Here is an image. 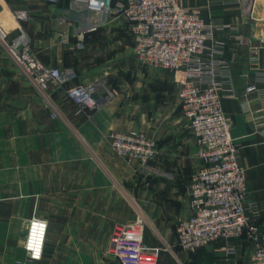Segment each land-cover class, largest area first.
<instances>
[{"label":"crops","instance_id":"crops-1","mask_svg":"<svg viewBox=\"0 0 264 264\" xmlns=\"http://www.w3.org/2000/svg\"><path fill=\"white\" fill-rule=\"evenodd\" d=\"M231 1L180 3L197 9L205 21L235 28L215 35L238 94L225 98L223 108L240 145L246 200L257 204L255 223L264 245V145L238 99L253 80L254 66L264 68V0H250L247 11ZM71 3L0 0V36L2 29L8 40L19 32L13 14L23 10L26 18L19 24L33 53L47 66L75 73L65 86L40 87L0 40V264H119L108 253L111 234L136 215L144 219V245L156 252L158 264H252L254 244L243 236L193 253L179 249L174 226L189 213L187 186L198 159L172 74L137 62L123 15H89L83 28L67 19ZM80 31L84 48L77 51ZM92 82L99 83L98 106L80 108L66 97L67 87ZM112 130L143 132L155 140L156 156L146 165L120 157L106 139ZM32 216L47 221L39 261H29L22 247ZM227 243L234 254L222 251Z\"/></svg>","mask_w":264,"mask_h":264},{"label":"built area","instance_id":"built-area-1","mask_svg":"<svg viewBox=\"0 0 264 264\" xmlns=\"http://www.w3.org/2000/svg\"><path fill=\"white\" fill-rule=\"evenodd\" d=\"M55 2L57 0H48ZM84 6L88 16L101 18V13H120L129 25L132 48L137 62L148 67L169 70L177 86V96L185 126L196 145L198 166L187 186L188 210L176 221L174 231L177 246L193 253L209 243L246 237L254 244L250 255L252 264H264V245L258 237L255 219L257 204L246 200L245 168L239 162L240 145L231 136V118L223 108L225 98H237L232 88L230 61L224 55V45L216 31L224 27L205 21L197 9L182 6L180 0H70ZM247 7L250 0H233ZM18 33L10 40L2 29L0 36L11 58L38 86L49 83L65 86L75 76L69 68L45 65L31 52L29 38L19 24L25 11L13 14ZM83 31L76 35L75 50L84 48ZM235 40L242 41L236 32ZM67 36L63 35L64 43ZM256 59V58H255ZM99 83L74 84L65 89L68 99L80 108H94L100 103ZM240 107L248 114L264 145V68L254 66L253 80L238 97ZM257 101V109L251 103ZM259 114V116L255 114ZM261 117L262 120L258 121ZM109 146L120 157L146 165L157 153L154 139L139 130L107 133ZM45 227L41 230L39 225ZM145 222L140 215L114 227L110 237L109 254L119 264H158L154 250L144 245ZM47 221L37 216L27 220L22 247L29 261L43 257ZM31 245V246H30ZM226 255L234 254L231 244L221 247Z\"/></svg>","mask_w":264,"mask_h":264},{"label":"water","instance_id":"water-1","mask_svg":"<svg viewBox=\"0 0 264 264\" xmlns=\"http://www.w3.org/2000/svg\"><path fill=\"white\" fill-rule=\"evenodd\" d=\"M106 16V14L103 12L101 13V17L104 18ZM88 17V12L86 10H84V6L82 7H78L76 6L73 2L70 4L69 10L67 12V19L74 21H80L81 22V26L83 28L87 27V24L85 22V19ZM94 97L97 96V94L93 95Z\"/></svg>","mask_w":264,"mask_h":264},{"label":"rangeland","instance_id":"rangeland-1","mask_svg":"<svg viewBox=\"0 0 264 264\" xmlns=\"http://www.w3.org/2000/svg\"><path fill=\"white\" fill-rule=\"evenodd\" d=\"M3 25H5V24H3ZM0 40H1V38H0ZM29 44H30V40H29ZM30 49H31V45H30ZM31 52H33L32 49H31ZM120 52H127V51L125 50V51H120ZM108 253H109V248H108Z\"/></svg>","mask_w":264,"mask_h":264},{"label":"clouds","instance_id":"clouds-1","mask_svg":"<svg viewBox=\"0 0 264 264\" xmlns=\"http://www.w3.org/2000/svg\"><path fill=\"white\" fill-rule=\"evenodd\" d=\"M38 227H39V229L42 230L45 227V225L43 223H41Z\"/></svg>","mask_w":264,"mask_h":264},{"label":"snow or ice","instance_id":"snow-or-ice-1","mask_svg":"<svg viewBox=\"0 0 264 264\" xmlns=\"http://www.w3.org/2000/svg\"><path fill=\"white\" fill-rule=\"evenodd\" d=\"M31 246V245H30Z\"/></svg>","mask_w":264,"mask_h":264}]
</instances>
